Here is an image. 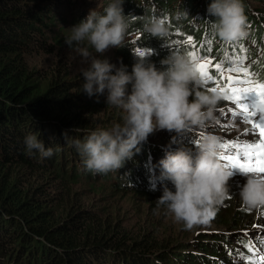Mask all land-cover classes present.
Returning a JSON list of instances; mask_svg holds the SVG:
<instances>
[{"label":"trees","instance_id":"1","mask_svg":"<svg viewBox=\"0 0 264 264\" xmlns=\"http://www.w3.org/2000/svg\"><path fill=\"white\" fill-rule=\"evenodd\" d=\"M73 2L0 0V264H233L234 259L237 264H246L238 258L237 251L251 255L243 248L247 239L243 234L248 232L255 237L261 229L250 226L254 210L249 211L241 204L238 192L245 181L239 184L240 181L234 180L237 184L228 186L231 198L225 199L206 224L209 229L192 235L180 232L160 235L156 225L133 232L124 228L122 218L112 212L95 213L79 205L80 191L74 186L80 180L74 176L75 163L69 162L84 165L85 157L73 141L83 142L92 132L106 128L96 127L97 118L100 114L104 117V113L105 117L111 115L116 108L107 107L100 96L89 98L83 88L67 79L66 72L54 68L44 76L42 70L28 64L34 48L48 46L47 37L52 32L55 44L64 43L59 31L73 22L74 15L62 17L55 8L67 5L71 10ZM124 2L130 30L125 34V50L115 52L121 57L117 68L126 66L131 72L135 59L129 48L134 43L156 50V56L151 55L146 62L158 70H164L160 62L170 54L182 55L193 65L197 61L190 52L196 51L198 57L205 54V39L201 36L203 30H212L214 17L207 14L211 0ZM251 2L241 0L247 37L232 42L220 40L224 51L208 55L225 63L227 57L239 55L255 74L254 79L264 80V0H254L257 2L254 7ZM161 11L168 35L153 38L143 32L142 25L146 17ZM183 11L187 16L178 15ZM64 34L66 39L68 30ZM189 35L192 43L188 42ZM193 86L213 95L196 83ZM228 107L230 102L220 97L214 110L215 122L220 126L211 125L207 131L217 137L239 138L242 130L233 133L228 125L239 117L227 114L228 121L224 122L220 116L219 109ZM29 134H37L53 154L50 157L35 151L30 154L24 144ZM192 135L196 142L204 133ZM187 138L191 139L188 135ZM157 155H140L133 164L143 166L150 175L148 163ZM120 170L99 174L98 179L115 176ZM153 196L160 195L146 197Z\"/></svg>","mask_w":264,"mask_h":264},{"label":"clouds","instance_id":"2","mask_svg":"<svg viewBox=\"0 0 264 264\" xmlns=\"http://www.w3.org/2000/svg\"><path fill=\"white\" fill-rule=\"evenodd\" d=\"M123 4L124 0H108L103 11L95 6L85 8L79 22L67 29L65 45L69 48L76 45L74 51L80 62L87 64L80 69L83 93L89 98L106 93L105 103L124 113L122 125L94 131L85 141L75 140L73 145L85 157L86 170L93 174H107L122 168L125 191L161 195L157 202L166 207L175 223L186 229L207 224L225 199L231 198L227 185L232 174L218 159L221 143L216 135H202L194 143V153L182 147L165 153L159 161L161 171L157 179L171 185L162 187L153 183L155 173L146 174L143 166L139 176L129 166L132 159L145 152L147 140H156L153 133L157 131L180 135L192 128L211 126L220 97L193 86L197 73L182 55L170 54L160 62L164 70H158L146 62L149 59L146 54L138 52L131 72L126 66L117 68L107 58L101 59L108 50L124 47L128 25ZM207 14L214 17L211 27L219 40L232 42L247 37L241 0H211ZM178 15L187 16V13ZM165 22L156 16L146 17L143 32L162 39L168 35ZM143 143L144 148L140 150ZM24 144L30 154L34 151L44 157L53 154L37 134L25 136ZM238 195L242 206L249 211L264 207V181L245 176Z\"/></svg>","mask_w":264,"mask_h":264},{"label":"rangeland","instance_id":"3","mask_svg":"<svg viewBox=\"0 0 264 264\" xmlns=\"http://www.w3.org/2000/svg\"><path fill=\"white\" fill-rule=\"evenodd\" d=\"M73 3L74 6L71 10L67 5L55 8L56 14L58 13L62 17H66V14L68 13H73L74 15L71 16V20H73V22L71 24H68L67 26L64 25V30L59 31V35L60 37H62L60 39L63 40L64 43L60 42L59 44H55V34H53L52 32L51 35H48L47 37L48 46L46 48H34L32 50V54L29 57L28 64L36 66L38 70H42V75L44 76L48 73L49 70L52 71L54 68L56 71L66 72L67 79H69L71 82H74L75 86L81 89L83 88L82 85L84 81L80 74V69L86 68L87 64L80 62L79 55L74 51L76 45H74L73 48H69L65 45V39L63 37L67 34L64 33L68 28L79 22V18L81 17L83 9L95 6L103 11V8L107 6L106 3H108V0H74ZM255 5H257V2H254V0H252L250 6L254 7ZM124 14L127 17L125 9ZM76 16L78 17L76 18ZM127 30L129 31L130 29ZM123 50H125L124 47L121 49H110L104 54V57L100 58H107L110 63L118 67L121 57L116 55L115 52H120ZM89 51H91L93 55H96L94 53V50H92L90 47ZM137 51V47H133L131 50L132 54H135ZM73 93L76 94L75 91H73ZM100 97V99L105 102V96ZM241 103H247V101H241ZM109 106L110 105H107V107ZM113 108H116V110H113L114 112H112V114L109 116L106 115L105 117L104 113V117H102V115L100 114L96 121V127L100 125L99 127H106L111 129L115 125L123 124V111L117 107ZM116 119L119 122H117ZM113 121L116 123H113ZM223 121L226 122L225 119H223ZM212 126H219V124L217 122H214ZM245 127L250 126L245 125ZM106 128L99 129L104 130ZM194 134L200 135L198 131ZM155 138V141L160 143L161 147H164L163 150L165 151H168L171 148L182 147L183 145L181 143L179 144V141L167 142L166 131H160L155 135ZM245 139L252 140L253 137L249 136ZM69 163H75L77 171L74 172V176H76L80 180V183L74 186L77 192L80 191L78 192L77 196V200L80 202L79 205H82L86 210H92L95 213H104V210L108 211L109 213L112 212L116 217L122 218L121 221L123 222L124 228L126 229H130L131 231L136 232L138 229H150V227L156 225V229H158V233L160 235L164 233H173L175 235L178 232L192 235V232L196 234L198 231H205L206 229H209L206 224H198L191 229H186L182 224L175 223L171 216L167 213L166 207L164 205L158 204L157 199L161 195L149 198L146 197L149 196V194H138L125 191L122 188V180L124 178V175L122 174L121 170L115 176L108 175L107 177L103 178L104 180H102L98 179L100 176L99 174H93L92 172L86 170L85 165H79V163L75 161H70ZM234 172L235 170H233V173ZM157 174L159 175L160 172L158 171ZM93 177L96 178V180H93ZM257 178L259 179L258 176ZM234 180L236 179L231 178L228 182L227 187L230 185L234 187V184H237L236 182H234ZM238 181H240V184L245 180ZM261 212H264V207L255 209L252 212L253 221L250 224L251 227H253V225L264 226V216L260 214Z\"/></svg>","mask_w":264,"mask_h":264},{"label":"snow or ice","instance_id":"4","mask_svg":"<svg viewBox=\"0 0 264 264\" xmlns=\"http://www.w3.org/2000/svg\"><path fill=\"white\" fill-rule=\"evenodd\" d=\"M187 39L192 43L191 35ZM138 52L149 55L151 49ZM189 55L197 61L194 68L199 82L208 85V92L219 93L224 101L230 102L231 107L219 109L226 113L225 118L230 114L232 117L241 118L243 124L250 126L243 129L236 141L221 143L223 152L218 159L224 162L222 166L232 175L233 170H237L242 175L255 174L264 181V80L254 79L255 74L244 65L243 58L239 55L227 57V63L214 60L207 53L198 57L196 51H192ZM249 136L253 139H245ZM260 214L264 216V212ZM253 227L261 229L255 237L248 232L243 234L247 238L243 248L251 255H245L237 249L238 258L246 261V264H264V226ZM229 255L231 256V250ZM233 264H237L236 259Z\"/></svg>","mask_w":264,"mask_h":264},{"label":"water","instance_id":"5","mask_svg":"<svg viewBox=\"0 0 264 264\" xmlns=\"http://www.w3.org/2000/svg\"><path fill=\"white\" fill-rule=\"evenodd\" d=\"M159 131H157V132H155V133H153L154 134V136L156 135V133H158Z\"/></svg>","mask_w":264,"mask_h":264}]
</instances>
